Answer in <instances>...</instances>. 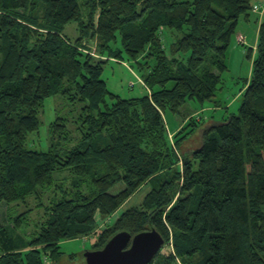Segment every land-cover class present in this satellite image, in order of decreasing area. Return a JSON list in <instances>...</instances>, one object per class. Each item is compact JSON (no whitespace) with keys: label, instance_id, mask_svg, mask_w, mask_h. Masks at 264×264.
Listing matches in <instances>:
<instances>
[{"label":"trees","instance_id":"16d2710c","mask_svg":"<svg viewBox=\"0 0 264 264\" xmlns=\"http://www.w3.org/2000/svg\"><path fill=\"white\" fill-rule=\"evenodd\" d=\"M251 12H264V0H0V207L13 206L0 215V264H45L64 239L94 234L99 249L119 231L152 227L172 249L149 264H264V16L238 113L184 152L202 118L173 134L165 119L188 100L215 98ZM109 59L135 62L148 93L112 92L102 77ZM54 95L84 104L78 131L58 116L49 149H33L28 136ZM148 182L141 205L98 231L97 215Z\"/></svg>","mask_w":264,"mask_h":264},{"label":"rangeland","instance_id":"374dc122","mask_svg":"<svg viewBox=\"0 0 264 264\" xmlns=\"http://www.w3.org/2000/svg\"><path fill=\"white\" fill-rule=\"evenodd\" d=\"M256 15L255 12H251V23L255 21L257 17ZM244 19V17L240 19L237 31L233 37V42L229 47L227 58L228 68L222 74V87L217 91L215 98L205 103V105H201L197 101L191 99L181 106L179 112L174 113L173 111L168 110L165 113L169 132H173L174 129H179L181 125H185L191 117L196 119L199 117L202 118L199 128L193 133H189L188 137L181 142V151L183 152L198 148L201 141L200 132L212 122L221 121L239 111L242 102V93L246 81H248L252 75L254 61V55H251L250 53V45L241 44L239 42L236 44L235 42L237 32L241 31L243 35L248 34L251 38H253V35L255 34L254 27L249 25ZM65 32L73 40L79 36V31L75 23L68 24L65 28ZM114 45L120 46V40ZM102 77L107 81L109 89L122 97H138L148 93L147 88L141 80V73L133 61L126 60L123 62L109 59L105 63ZM173 85V81L168 83V87H172ZM83 105V103L72 105L69 100L62 95H54L47 98L42 111L39 114L41 121L40 128L29 134L27 140L28 146L39 150L49 149L53 139L50 132V126L58 116L66 117L69 121L68 125L72 124V126H75L78 131L80 123L79 115L82 113ZM191 127L192 126L189 124L187 130ZM69 133L70 135L72 134L71 131ZM148 183L149 184L146 183L139 188L117 212L109 216L106 215V217L97 215L99 221L98 231H101L104 227L106 228L108 225L112 224L123 209L130 206L141 205L145 193L151 188L150 182ZM122 187L123 183L119 182L112 187L110 191L116 193ZM30 203L31 205H35V199L32 198ZM8 206V204L3 203L0 207V215L3 217L4 221L8 219V212H10L13 207L12 206L9 209ZM27 208L28 207L26 206H21L15 213L26 210ZM32 208L34 209L29 218V224L32 227H35L39 218L38 215L40 216V214L39 212H35V207ZM96 237L97 236L92 234L89 236L62 240L60 245L63 254L59 256L57 260H51V258L48 257L45 264H86L85 252L94 249ZM170 249H172V242L164 245L161 249V253H167ZM177 263L186 264V262L180 257L177 258ZM154 264H157V262Z\"/></svg>","mask_w":264,"mask_h":264},{"label":"water","instance_id":"95a60500","mask_svg":"<svg viewBox=\"0 0 264 264\" xmlns=\"http://www.w3.org/2000/svg\"><path fill=\"white\" fill-rule=\"evenodd\" d=\"M164 244L165 238L155 227L134 235L119 231L102 248L87 250L86 264H149Z\"/></svg>","mask_w":264,"mask_h":264},{"label":"crops","instance_id":"0c3cea01","mask_svg":"<svg viewBox=\"0 0 264 264\" xmlns=\"http://www.w3.org/2000/svg\"><path fill=\"white\" fill-rule=\"evenodd\" d=\"M256 14H257L256 15L257 17H256L255 21H253L254 24L251 23V16L244 19V20H246L249 23V25H251L255 29V34L253 35V38H251L248 34L245 35L246 45L247 44L250 45V47H252L253 50L256 49L257 44H258L259 27H260V23L262 21V18L264 16V12L256 13ZM240 35H243V33L241 31L237 32L236 40H235L236 44L238 43V37ZM176 129H178V128H176ZM176 129H174L173 132H170V133L171 134L175 133L177 131Z\"/></svg>","mask_w":264,"mask_h":264},{"label":"built area","instance_id":"2783aa9c","mask_svg":"<svg viewBox=\"0 0 264 264\" xmlns=\"http://www.w3.org/2000/svg\"><path fill=\"white\" fill-rule=\"evenodd\" d=\"M255 10H256V11L259 10L258 5L255 6ZM238 39H239V42H244L246 38H245V35H240V36L238 37Z\"/></svg>","mask_w":264,"mask_h":264}]
</instances>
